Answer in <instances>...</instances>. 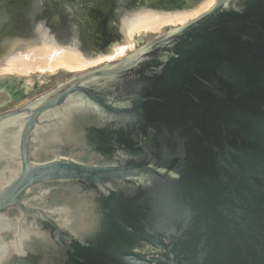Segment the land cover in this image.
I'll use <instances>...</instances> for the list:
<instances>
[{
  "label": "water",
  "instance_id": "obj_1",
  "mask_svg": "<svg viewBox=\"0 0 264 264\" xmlns=\"http://www.w3.org/2000/svg\"><path fill=\"white\" fill-rule=\"evenodd\" d=\"M3 13L0 60L43 35L80 50L47 22ZM164 31L60 85L36 81L30 104L0 116V217L26 214L39 185L81 182L110 219L91 264H264V0H216ZM23 81L0 78L14 93ZM73 133L105 163L37 153Z\"/></svg>",
  "mask_w": 264,
  "mask_h": 264
},
{
  "label": "flooded vegetation",
  "instance_id": "obj_2",
  "mask_svg": "<svg viewBox=\"0 0 264 264\" xmlns=\"http://www.w3.org/2000/svg\"><path fill=\"white\" fill-rule=\"evenodd\" d=\"M34 1L0 0V16L1 8L6 6V12L15 16L11 22H47L57 41L74 38L83 56L94 57L120 41V22L130 21L141 13L170 17L190 13L205 0H42L43 3L29 7ZM21 10L25 12L20 13ZM58 22H65V27ZM72 22L78 25L83 22L85 37L80 31L72 37ZM8 88L0 84V93L10 94V101L17 103L23 98L21 91L14 93ZM28 104L4 111L0 116ZM72 136L59 146L40 148L37 153L44 161L59 156L85 164L105 163L103 153L83 145V140L76 139L74 133ZM3 168L0 162V173ZM23 209L26 214L14 209L0 217V264H91L93 256L97 257L96 262L101 260L98 256L103 255L105 247L102 234L111 228L108 214L104 212L106 202L97 188L81 182L45 183L32 189ZM23 232L28 234L21 238ZM7 248L12 251L5 254Z\"/></svg>",
  "mask_w": 264,
  "mask_h": 264
},
{
  "label": "bare ground",
  "instance_id": "obj_3",
  "mask_svg": "<svg viewBox=\"0 0 264 264\" xmlns=\"http://www.w3.org/2000/svg\"><path fill=\"white\" fill-rule=\"evenodd\" d=\"M212 0L203 5L199 10L190 13L174 15L173 17L164 14L143 13L135 17L130 22H124L121 30L120 41L112 43L103 53L94 57H85L77 47L72 45L73 51H69L64 46L57 45L53 41H48L45 35L37 43H28L22 48H18L8 53L0 62V75L12 73L18 77H25L26 82L34 74L53 75L58 72H78L91 65H96L102 61H109L130 53L146 37L147 33L158 32L163 26L184 22L187 18L200 13V10L211 6ZM200 11V12H199ZM143 36L139 40H134V36ZM137 37V36H136ZM13 47V46H12Z\"/></svg>",
  "mask_w": 264,
  "mask_h": 264
},
{
  "label": "rangeland",
  "instance_id": "obj_4",
  "mask_svg": "<svg viewBox=\"0 0 264 264\" xmlns=\"http://www.w3.org/2000/svg\"><path fill=\"white\" fill-rule=\"evenodd\" d=\"M4 1H6V3L8 2V1H11V0H4ZM44 1H48V0H44ZM208 2V0H205L204 2H203V4H201L200 6L202 7L203 5H205L206 3ZM41 3H43V1L42 0H36V1H34V2H30L29 3V7L31 6V5H34V4H41ZM215 3V0H212V3H211V6L213 5ZM4 5H8V4H4ZM198 7L196 10H199L201 7ZM210 6V7H211ZM209 7V8H210ZM209 8H207V9H209ZM2 12H3V10L4 9H6V6H3L2 8ZM207 9H204V10H200L199 12L200 13H196L194 16H191V17H189V18H187V20H190V19H193V18H195L196 16H199L200 14H202L203 12H205ZM6 11V10H5ZM195 11V10H194ZM6 13V12H5ZM5 13H3V16L5 17V16H7ZM141 14H143V13H141ZM138 15H140V14H138ZM137 15V16H138ZM137 16H135V17H137ZM134 17V18H135ZM133 18V19H134ZM133 19H131V20H133ZM130 20V21H131ZM186 20V21H187ZM130 21H127V22H130ZM186 21H184V22H177V23H174V24H168V25H165V26H163L158 32H153V33H147V35H146V37L143 39V43L144 44H146V43H148L149 41H151L153 38H155V37H157V36H160L163 32H165L164 31V28H167V30H170V29H174V28H176L177 26H179V25H181V24H184V23H186ZM43 23H45V22H43ZM89 22H87V24H88ZM124 22H120V25L123 27L124 26V24H123ZM126 23V22H125ZM58 24L59 25H63V27H65V22H58ZM80 25V26H79ZM79 25H78V22H72L71 23V26H70V29H71V31H74L75 33L76 32H78V31H80V33L82 32L83 33V36L85 37L86 36V33L84 32V28H83V22H79ZM77 26H79V28L77 27ZM122 30V29H121ZM89 33V32H88ZM137 36V37H136ZM143 36L141 35V36H139V35H135L134 36V40H139V39H141ZM52 38V37H51ZM22 40V39H21ZM23 41H25V42H27L26 40H24L23 39ZM29 42V41H28ZM27 42V43H28ZM54 43H56V44H59V43H57L56 41H54ZM59 45H61V44H59ZM23 47V46H22ZM66 49H69V51H73L71 48H68V47H65ZM16 49H18V48H14V46L12 47H10L9 49L7 48V49H5V52H4V54H3V58L8 54V53H10L11 51H14V50H16ZM138 49V47H135L134 49H132L131 50V52L130 53H125L124 54V56H122V57H120V58H115V59H113V60H109V61H107V60H105V61H102V62H100V63H98V64H96V65H91V66H89V67H87V68H85V69H83V70H80V71H76V72H58L57 74H53V75H43V76H41V75H37V74H33L28 80L30 81L29 83L28 82H26V80L24 79L25 77H18L17 75H15V74H12V73H6V74H2V75H0V78H3V77H6V78H21V79H23L24 81H23V83H22V85H20V89H21V92H23V93H28L32 88H33V86H34V84H35V82L37 81V86L39 87V86H42V85H46V84H49V85H54V86H57V85H60V84H62V83H64V82H66L67 80H69L70 78H72L73 76H74V74L75 73H82V72H86V71H89V70H92V69H94V68H97V67H99V66H102V65H104V64H107V63H110V62H114V61H118V60H121V59H123V58H125V57H127L128 55H130L131 53H133V52H135L136 50ZM16 51H18V50H16ZM1 57V59H3ZM2 60H0V62H1ZM47 78H50V79H47ZM34 99V96H29V97H27V98H25V99H23V100H21V101H19V102H17V103H14V104H9V105H6L5 107H4V109H3V112L4 111H12V110H16V109H18L19 107H22L23 105H26L27 103H29L30 101H32Z\"/></svg>",
  "mask_w": 264,
  "mask_h": 264
}]
</instances>
